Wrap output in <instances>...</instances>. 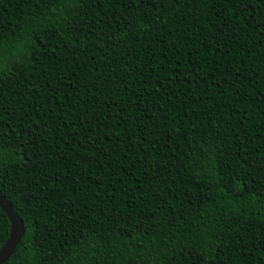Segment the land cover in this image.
<instances>
[{"label": "trees", "instance_id": "16d2710c", "mask_svg": "<svg viewBox=\"0 0 264 264\" xmlns=\"http://www.w3.org/2000/svg\"><path fill=\"white\" fill-rule=\"evenodd\" d=\"M0 190V264H264V0H0Z\"/></svg>", "mask_w": 264, "mask_h": 264}, {"label": "water", "instance_id": "95a60500", "mask_svg": "<svg viewBox=\"0 0 264 264\" xmlns=\"http://www.w3.org/2000/svg\"><path fill=\"white\" fill-rule=\"evenodd\" d=\"M0 207L7 215L10 222V231L7 239L0 247V263L6 261L15 251L16 245L21 240L24 233V224L22 219L14 212L12 205L5 199L0 190Z\"/></svg>", "mask_w": 264, "mask_h": 264}]
</instances>
